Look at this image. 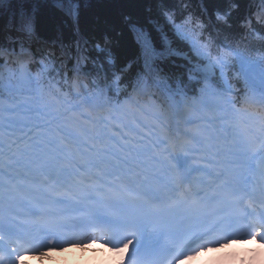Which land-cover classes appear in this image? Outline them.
Wrapping results in <instances>:
<instances>
[{
	"label": "snow or ice",
	"instance_id": "1",
	"mask_svg": "<svg viewBox=\"0 0 264 264\" xmlns=\"http://www.w3.org/2000/svg\"><path fill=\"white\" fill-rule=\"evenodd\" d=\"M89 2L0 0V264L97 243L184 264L261 236L264 0H131L86 34Z\"/></svg>",
	"mask_w": 264,
	"mask_h": 264
},
{
	"label": "trees",
	"instance_id": "2",
	"mask_svg": "<svg viewBox=\"0 0 264 264\" xmlns=\"http://www.w3.org/2000/svg\"><path fill=\"white\" fill-rule=\"evenodd\" d=\"M127 13L142 16V5L134 4L131 0H90L82 13V28L86 34H89L92 31L88 29V26L92 30L98 24L118 27L121 18ZM53 23L51 16L45 11L42 16V31L46 35H51ZM121 48L125 54H131L132 48L127 36L121 39Z\"/></svg>",
	"mask_w": 264,
	"mask_h": 264
},
{
	"label": "bare ground",
	"instance_id": "3",
	"mask_svg": "<svg viewBox=\"0 0 264 264\" xmlns=\"http://www.w3.org/2000/svg\"><path fill=\"white\" fill-rule=\"evenodd\" d=\"M55 257L59 258L60 257V254L56 255Z\"/></svg>",
	"mask_w": 264,
	"mask_h": 264
}]
</instances>
